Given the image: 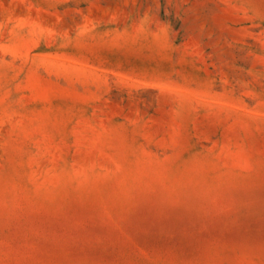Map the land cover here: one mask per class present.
Wrapping results in <instances>:
<instances>
[{
  "label": "rangeland",
  "instance_id": "374dc122",
  "mask_svg": "<svg viewBox=\"0 0 264 264\" xmlns=\"http://www.w3.org/2000/svg\"><path fill=\"white\" fill-rule=\"evenodd\" d=\"M0 264H264V0H0Z\"/></svg>",
  "mask_w": 264,
  "mask_h": 264
}]
</instances>
